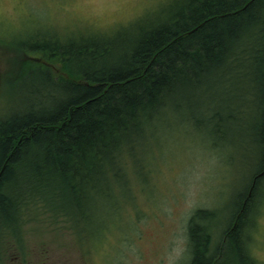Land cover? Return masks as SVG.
<instances>
[{"label":"trees","instance_id":"obj_1","mask_svg":"<svg viewBox=\"0 0 264 264\" xmlns=\"http://www.w3.org/2000/svg\"><path fill=\"white\" fill-rule=\"evenodd\" d=\"M174 5L124 37L0 38V51L19 60L12 88L22 83L33 96L25 107L0 117V230L19 227L22 207L42 201L59 217L69 216L82 240L81 221L93 227L88 212L99 198L113 196L112 184L147 179L151 169L142 167L141 154L151 150L147 146L156 122L167 119L171 102L178 96L189 100L207 78L249 53L257 30L264 33V0H180ZM259 68L252 78L261 85L256 87L259 120L252 131L261 171L215 250L210 229L202 224L213 211L198 209L191 215L188 264H228L234 254L252 262L245 254V232L264 185V57ZM133 166L128 179L126 168ZM27 183L29 191L19 193ZM74 205L78 218L68 208Z\"/></svg>","mask_w":264,"mask_h":264},{"label":"rangeland","instance_id":"obj_2","mask_svg":"<svg viewBox=\"0 0 264 264\" xmlns=\"http://www.w3.org/2000/svg\"><path fill=\"white\" fill-rule=\"evenodd\" d=\"M176 1L180 2L138 0L121 8H101L65 0H0V38L18 42L37 34L70 38L83 33L124 37L173 8ZM262 32L257 30L250 40L249 53L213 79L207 78L189 100L178 96L171 102L167 119L156 122L147 142L151 150L141 154L142 167L151 169L147 179L136 176L129 184L127 180L114 183L113 196L93 202L88 212L94 217L93 227L81 221L85 241L69 216L59 217L39 201L22 207L20 240L14 242L32 248L47 244L56 257L74 264H188L192 258L188 222L196 210L203 209L214 213L202 224L209 227L210 248L215 250L232 225L254 174L261 171L252 131L259 120L256 95L261 85L255 86L252 78L262 69ZM18 64L14 53L0 51V117L33 99L22 83L12 88ZM135 171L134 166L126 168L125 177L129 179ZM28 188V183L20 185L18 192ZM258 192L245 232L250 264H264L260 258L264 255V185ZM74 207L68 208L78 218V205ZM234 255L228 264L247 263Z\"/></svg>","mask_w":264,"mask_h":264},{"label":"flooded vegetation","instance_id":"obj_3","mask_svg":"<svg viewBox=\"0 0 264 264\" xmlns=\"http://www.w3.org/2000/svg\"><path fill=\"white\" fill-rule=\"evenodd\" d=\"M19 227L0 230V264H74L68 258H61L51 252L49 245L37 248L14 242L20 240ZM11 235V236H10ZM10 236V238H9ZM15 237V238H14ZM83 241L86 240L85 236Z\"/></svg>","mask_w":264,"mask_h":264},{"label":"snow or ice","instance_id":"obj_4","mask_svg":"<svg viewBox=\"0 0 264 264\" xmlns=\"http://www.w3.org/2000/svg\"><path fill=\"white\" fill-rule=\"evenodd\" d=\"M52 2L59 3L60 0H52ZM65 2L82 6L121 8L127 5H133L137 3L138 0H65ZM260 258L264 260V255H261Z\"/></svg>","mask_w":264,"mask_h":264}]
</instances>
